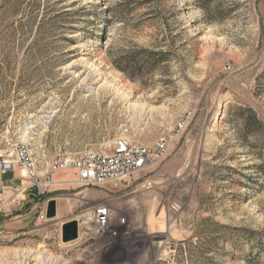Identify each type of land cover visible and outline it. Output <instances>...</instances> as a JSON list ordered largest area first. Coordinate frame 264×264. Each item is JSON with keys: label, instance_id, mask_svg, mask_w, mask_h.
<instances>
[{"label": "rangeland", "instance_id": "rangeland-1", "mask_svg": "<svg viewBox=\"0 0 264 264\" xmlns=\"http://www.w3.org/2000/svg\"><path fill=\"white\" fill-rule=\"evenodd\" d=\"M239 108L264 122V0H0V156L24 145L45 173L186 122L137 176L150 190L55 173L77 185L39 197L18 233L0 216V264H264V131L247 136ZM52 196L74 206L77 241L39 219ZM99 205L115 235L89 232Z\"/></svg>", "mask_w": 264, "mask_h": 264}, {"label": "built area", "instance_id": "built-area-1", "mask_svg": "<svg viewBox=\"0 0 264 264\" xmlns=\"http://www.w3.org/2000/svg\"><path fill=\"white\" fill-rule=\"evenodd\" d=\"M186 128V122L176 125L174 130L167 136H161L153 146H145L132 143L127 138H119L114 142L109 153L88 152L78 157H70L55 162L49 171L41 173L33 156L24 145L17 146L14 153L8 158L0 156V202L1 197L11 193L14 201L15 192L5 189L3 176L7 172H15L22 168V177L31 181V190L35 191L36 197L45 195L55 186L54 174L63 171H73L76 183L84 189L101 188L112 184H126L135 182L138 189L150 190L153 182L145 178H137L145 169L165 159L173 144L179 140ZM48 204V203H47ZM47 204L40 207L39 219L47 221ZM0 214H4L0 208ZM90 230L97 237L115 235L111 224L115 219V211L109 205H99L90 209ZM121 223H125L122 220Z\"/></svg>", "mask_w": 264, "mask_h": 264}, {"label": "crops", "instance_id": "crops-1", "mask_svg": "<svg viewBox=\"0 0 264 264\" xmlns=\"http://www.w3.org/2000/svg\"><path fill=\"white\" fill-rule=\"evenodd\" d=\"M22 172L23 169L18 168L15 171V175L10 178L8 182L4 180L3 176L4 188L15 191L13 193L14 201H10L12 194L9 193L7 196L1 197L3 202H0V208L3 209L5 216L9 213L14 216L13 220H11L10 226L16 233L19 232V228L31 219L33 213L37 211L40 206V204L37 203L39 197H36L35 191L30 189L32 185L31 181L24 179L22 177ZM69 180L70 181L62 180L63 182L57 180L55 186L53 187L54 189L51 192L55 193L56 191L63 190L71 185H77L75 184V181L71 179ZM51 200L56 201L57 204V216L51 221L55 223L60 222L62 229L63 224L73 220L70 219V217L73 215L74 206L70 204L69 201L66 202L64 199L58 198L57 196H52V198L48 200V203ZM4 214H0V216L3 217Z\"/></svg>", "mask_w": 264, "mask_h": 264}, {"label": "trees", "instance_id": "trees-1", "mask_svg": "<svg viewBox=\"0 0 264 264\" xmlns=\"http://www.w3.org/2000/svg\"><path fill=\"white\" fill-rule=\"evenodd\" d=\"M201 0H198V2ZM167 55V53H154L155 57H159V58H165V56ZM139 59H135V61L137 62ZM119 70H121L122 72L127 73L126 69L123 67H117ZM238 114H243V113H247L249 115V119H242L240 117H238V121L241 120L242 122V127L245 130V134L248 136V134L250 133H254L253 131V127L255 126L258 132H262L264 131V122H262L257 114L254 112L253 109L251 108H239L238 110ZM260 172H262L264 174V166H260L259 167Z\"/></svg>", "mask_w": 264, "mask_h": 264}, {"label": "water", "instance_id": "water-1", "mask_svg": "<svg viewBox=\"0 0 264 264\" xmlns=\"http://www.w3.org/2000/svg\"><path fill=\"white\" fill-rule=\"evenodd\" d=\"M56 201L51 200L47 206V218L52 220L57 216ZM80 227L76 220L67 222L62 226V242L65 244L75 242L79 239Z\"/></svg>", "mask_w": 264, "mask_h": 264}]
</instances>
